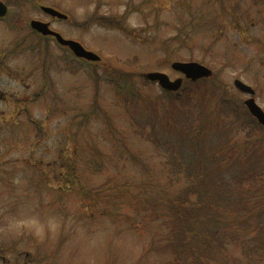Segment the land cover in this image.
<instances>
[{"label": "rangeland", "instance_id": "1", "mask_svg": "<svg viewBox=\"0 0 264 264\" xmlns=\"http://www.w3.org/2000/svg\"><path fill=\"white\" fill-rule=\"evenodd\" d=\"M1 1L9 11L0 19V264H264V130L232 85L249 84L264 110V0ZM33 19L101 61L75 58L34 32ZM176 35L186 41L171 44L173 60L199 62L213 76L183 81L173 96L141 74L182 77L164 49ZM217 155L236 159L216 167ZM203 166L230 187L229 198L205 183L212 198L195 191L185 202L179 192L197 185L185 172ZM236 186L243 206L250 190L252 217L229 232L250 234L207 243L210 217L248 216L234 204ZM167 193L193 211L195 235L156 217L155 196ZM175 231L188 238L185 250L161 242Z\"/></svg>", "mask_w": 264, "mask_h": 264}, {"label": "trees", "instance_id": "2", "mask_svg": "<svg viewBox=\"0 0 264 264\" xmlns=\"http://www.w3.org/2000/svg\"><path fill=\"white\" fill-rule=\"evenodd\" d=\"M114 18L115 17H99V18L98 17H92L91 20H100L102 22L101 24H104L106 26H113V27H119L120 29H124L125 27H124L123 22L120 23L121 21L118 20L117 18H115L118 21V22H116L114 20ZM184 30H185V27H182L180 29V31H184ZM185 41H186V39L184 36L181 37L180 35H176L166 45H164V49H166V51H167L166 58L168 60L174 59L173 56H174L175 51L177 49L176 48H169L171 46V44H175L176 47H182L183 46L182 43ZM119 71H122V69L113 68L111 70L112 74H114L116 76H120L122 78L120 80V82L122 83L123 82V74L121 72L119 74ZM204 81H206V80H204ZM199 82H201V81H199ZM199 82H196V83L186 82V85H188L189 83L196 85ZM223 151H225V149H223ZM214 159L216 160L214 162V164L216 167H218V164H221L222 162L232 163L236 159V157L229 156V155H224V156L217 155V157ZM177 165H178V162L174 163L173 170L177 167ZM209 166H211V165H209ZM209 166L208 167H206V166L200 167L201 170L197 171L194 175L192 173H190V170H188L187 173L185 172V177L187 179H189V180L193 179L197 182V185L194 183H191V185L188 188H184L181 192H179V193H182V196L184 197V200L187 204L189 203V195L194 194L195 191L200 196L212 198V197L208 196V191L206 189L205 183H213L215 193L217 191H219V193H226V198H229L231 196V194L229 192L230 187L228 185H225L223 183L222 178L219 177V174L215 175L213 173V170L209 169ZM64 167H66V166L64 165ZM72 170L74 172V169H72ZM199 183H201V184H199ZM236 190H237V192L235 194L234 204L237 206V209H239V211L243 210L246 213H248V216L243 218L242 214H240V219L225 217L222 215H214V216L210 217L209 221H211L213 225L210 222H209V225L213 227L214 233L210 234L208 239L207 238L205 239V241H207V243H209V241L222 243L225 239L229 238L230 235L237 237V236H245V235L250 234V233H244V234L240 235V234H237L234 232H229V229L233 228L235 222L240 223L241 221H246L252 217L249 214L250 211L252 210V205H251L252 195L250 194V190L245 191V194L247 197L245 206H243V204L240 205L236 202L238 197L243 198V196H242L243 191L238 189V187L236 188ZM166 192H168V191H166ZM168 194L169 193L165 194L164 195L165 197L155 196L161 200L160 205H162V206L156 211L155 210L156 205L153 204L154 214L156 215V217L161 218L163 222H167L168 220H171L173 223L177 220L180 223H182V225L185 228V230L182 232V237L188 233L190 235H195L193 232H190V229H192V226L189 223V220H190L189 215H191V213L193 211L191 212V209L188 210V212L185 211L188 206L182 205L177 200V196H175L173 199ZM197 197L199 199V203L204 207L205 202L202 201L199 198V196H197ZM259 198L261 199L260 202H261V206L263 208L262 209V213H263L264 212V199H263L264 197L261 195ZM225 203L228 205L230 210L234 209V207L230 201L225 200ZM197 205H199V204L198 203L191 204V206H193V207H196ZM207 205L211 206L210 203H207ZM217 206H219V205H217ZM223 206L224 205H220V207H222V208H223ZM188 208H190V207H188ZM178 228L181 229V227H178ZM241 228H243V227H241ZM175 230H177V228ZM222 231H225V232L220 235L219 232H222ZM168 234H170L172 237L171 238L168 237L167 233L160 237V240L163 244H173L177 248V252L180 251L181 249H184V250L186 249V247L189 244L187 237H184V238L181 237L180 238L176 231L174 233H168ZM252 236H253V238H255L254 235H252ZM243 239H245L246 241L250 240V238L246 239L245 237H243ZM172 241H174V242H172Z\"/></svg>", "mask_w": 264, "mask_h": 264}, {"label": "water", "instance_id": "3", "mask_svg": "<svg viewBox=\"0 0 264 264\" xmlns=\"http://www.w3.org/2000/svg\"><path fill=\"white\" fill-rule=\"evenodd\" d=\"M42 11L45 13L51 15L52 17H57L61 19H65L66 15L63 13H60L59 11L50 8V7H41ZM7 12L6 6L0 2V17L4 16ZM30 26L37 32L41 33L42 35H51L54 36L57 42L61 45L67 46L72 50V52L78 56L85 58L90 61H97L99 60V56L95 53L88 51L84 49V47L74 41L69 39H64L60 34L50 30L48 28L47 23H43L38 20H31ZM171 67L182 73L186 78L190 80H197L199 78L208 77L212 74L211 70L207 67L197 63V62H179L175 61L171 64ZM142 76L150 81H156L163 89L166 90H177L180 87L181 84V78H177L173 81L169 79V77L163 73V72H148L142 74ZM233 85L235 88H237L239 91L246 93L248 95H253L254 90L247 84L243 83L239 79H235L233 81ZM245 106L247 107L249 113L256 118L257 122L263 126L264 128V112L262 109L256 104L253 97H249L244 101Z\"/></svg>", "mask_w": 264, "mask_h": 264}]
</instances>
